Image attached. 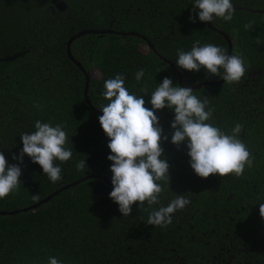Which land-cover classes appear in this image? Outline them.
I'll list each match as a JSON object with an SVG mask.
<instances>
[{"label":"trees","instance_id":"16d2710c","mask_svg":"<svg viewBox=\"0 0 264 264\" xmlns=\"http://www.w3.org/2000/svg\"><path fill=\"white\" fill-rule=\"evenodd\" d=\"M194 2L0 0V151L10 165L22 169L19 191L0 199V210L34 204L87 175L111 180L109 138L98 119L103 112L87 103L84 73L66 53L72 34L111 28L146 38L90 33L72 41L71 52L82 67L101 73L89 78L87 90L91 105L100 111L108 103L104 82L118 73L131 93L143 95L148 108L151 93L165 77L179 84L174 67L188 86L220 79L176 63L177 50L190 51L197 40L201 46L228 48L219 32L199 20V10L193 12ZM233 4L264 10V0H233ZM247 23L253 28L245 30ZM211 25L229 36L231 54L243 56L247 73L240 83L204 85L193 94L215 109L209 123L225 132L237 123L243 125L241 139L255 157L253 166L241 177H199L190 166L186 143L180 147L171 143L174 111L157 110L168 136L163 147L171 176L158 205L145 204L148 211H144L137 202L125 217L110 198L113 187L100 178H88L34 210L0 215V264H49V257L63 264H172L174 257L183 264H209L211 257L225 259L230 254L234 256L230 264H264V218L259 215V202H264V45L256 43L257 37L264 40V12L236 10L232 21L217 18ZM142 44L148 47L146 52L141 51ZM140 69L145 76L137 81ZM144 87L147 94L141 92ZM37 120L63 125L68 136L72 159L57 162L62 179L56 183L26 154L22 163L13 159L23 147L21 134L35 131ZM80 160L86 162L82 171L76 168ZM36 194L38 200L33 199ZM179 195L191 203L173 215L171 225L162 228L145 222L149 211Z\"/></svg>","mask_w":264,"mask_h":264},{"label":"clouds","instance_id":"9594fccd","mask_svg":"<svg viewBox=\"0 0 264 264\" xmlns=\"http://www.w3.org/2000/svg\"><path fill=\"white\" fill-rule=\"evenodd\" d=\"M193 12L198 9L202 22H214L220 18L232 21L236 8L233 0H195ZM195 22V16L190 17ZM254 23V22H253ZM253 23L244 25L245 30L253 28ZM257 45L264 40L256 39ZM176 63L182 69L199 72L204 69L208 74L222 78L225 82L240 83L247 73L246 62L242 55L229 54L224 48L214 44L195 41L190 51L177 50ZM145 71L136 73L141 81ZM103 97L108 101L101 105L103 115L99 123L109 138L108 148L112 161L113 190L110 198L119 205L123 216H130L133 205L139 202V210L145 204L151 208L160 203V197L170 184V164L165 157L163 147L168 136L164 134L157 110L165 107L174 111L171 123V143L180 147L186 143L190 166L201 178L218 174L236 177L244 175L245 170L253 166L255 157L247 144L241 139L243 125L237 123L230 132L209 123L213 119L214 108H210L207 99L201 100L193 94L191 87H183L165 77L151 93V108L146 107L143 95L131 93L125 86V77L116 74L104 82ZM147 94L146 87L141 89ZM37 107H40L37 105ZM23 147L19 156L13 159L23 162L24 155L33 163H38L44 174L53 183L62 179V169L57 162L65 163L72 159V150L67 147L68 136L63 125L35 121V131L22 133ZM85 161L76 164L77 170H83ZM22 169L18 164H9L3 151H0V199L18 192L21 184ZM34 200L39 196L33 195ZM191 200L183 195L176 196L166 206L161 205L149 211L146 223L166 228L172 224L173 215L185 209ZM259 215L264 218V202H259ZM49 264H63L56 257H49Z\"/></svg>","mask_w":264,"mask_h":264},{"label":"water","instance_id":"95a60500","mask_svg":"<svg viewBox=\"0 0 264 264\" xmlns=\"http://www.w3.org/2000/svg\"><path fill=\"white\" fill-rule=\"evenodd\" d=\"M235 6V5H234ZM236 10H248V11H252V12H258V13H263L264 10H260V9H250V8H247V7H244V6H235ZM207 23V26L217 32H219L223 37L224 39L226 40L227 42V45H228V48H227V52L229 54H231V50H232V42H231V39L229 38V36L222 30L218 29V28H215L211 25V22H206ZM104 34V33H117V34H120V35H126V34H129V35H136V36H140L142 38H144L146 40L145 37H143L142 35H140L139 33H136V32H123V31H115L111 28H108V29H84V30H81L79 32H76L74 34H72L67 42H66V53H67V56L69 57V59L76 64V66L84 73V76H85V84H84V96L86 98V101L87 103L94 109L96 110L97 112L101 113L102 114V111L98 110L97 108L93 107L87 97V90H88V85H89V78L91 77V70L89 71H86L81 63L76 60L71 52V43L73 40H75L76 38H79L85 34ZM148 46L150 48L153 49V46L152 44L149 42L148 43ZM165 62H168L169 64L172 65V63L165 59L164 57H161ZM173 66V65H172ZM175 68V71L178 75V82L180 84V86H183V87H191L192 89H197V88H200L201 86H204V85H214V86H218L220 85L221 83L224 82V80L222 78H220L219 80H216V81H202V82H199L193 86H188V85H185L183 84L182 82V76H181V72L180 70L177 68V67H174ZM88 178H100L102 180H104L107 184H109L110 186L114 187L113 184H112V181L100 174H91V175H87V176H84L78 180H75L71 183H68L62 187H60L59 189L55 190L54 192H52L51 194L47 195L46 197L40 199L38 202L34 203V204H31L29 206H26V207H23V208H19V209H15V210H9V211H6V210H0V215H12V214H15V213H19V212H24V211H28V210H34L35 208H37L38 206H40L41 204L47 202L48 200H50L53 196H55L56 194H58L59 192L63 191L64 189H67L73 185H76L77 183L83 181V180H86Z\"/></svg>","mask_w":264,"mask_h":264},{"label":"rangeland","instance_id":"374dc122","mask_svg":"<svg viewBox=\"0 0 264 264\" xmlns=\"http://www.w3.org/2000/svg\"><path fill=\"white\" fill-rule=\"evenodd\" d=\"M147 46L145 44H142L140 46L141 51L146 52L147 49H148ZM100 75H101V73L97 69H91V76L92 77H99ZM247 76H248V78H251L252 74L251 75H247ZM233 258H234L233 254L227 255L225 259H223V257H221V259L216 258V257H211L209 259V264H230V262H231V260ZM173 262L175 264H181V260L177 259L176 257L173 258Z\"/></svg>","mask_w":264,"mask_h":264},{"label":"flooded vegetation","instance_id":"af4514ba","mask_svg":"<svg viewBox=\"0 0 264 264\" xmlns=\"http://www.w3.org/2000/svg\"><path fill=\"white\" fill-rule=\"evenodd\" d=\"M172 264H175V263H172ZM181 264H183V262H181Z\"/></svg>","mask_w":264,"mask_h":264}]
</instances>
